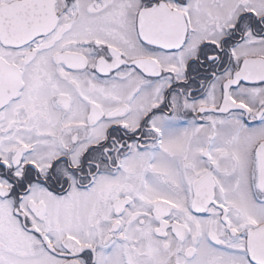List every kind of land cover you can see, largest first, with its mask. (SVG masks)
<instances>
[{
  "label": "snow or ice",
  "instance_id": "snow-or-ice-1",
  "mask_svg": "<svg viewBox=\"0 0 264 264\" xmlns=\"http://www.w3.org/2000/svg\"><path fill=\"white\" fill-rule=\"evenodd\" d=\"M0 264H264V0H0Z\"/></svg>",
  "mask_w": 264,
  "mask_h": 264
}]
</instances>
